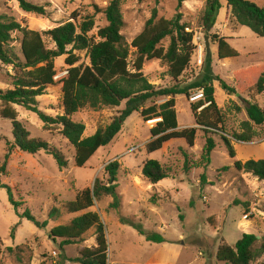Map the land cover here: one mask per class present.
<instances>
[{
    "label": "rangeland",
    "instance_id": "rangeland-1",
    "mask_svg": "<svg viewBox=\"0 0 264 264\" xmlns=\"http://www.w3.org/2000/svg\"><path fill=\"white\" fill-rule=\"evenodd\" d=\"M25 1L42 7L45 14L26 13L16 0H0V17L11 18L28 29L44 32L73 21V14H76L77 21L88 16L94 22L89 36L97 41V31L107 25L103 10L111 0ZM246 1L264 7V0ZM205 3L206 0H123L120 34L129 46L153 10L158 18L164 19L180 14L181 23L194 32L196 47L183 76L185 83H189L199 74L205 54L201 26ZM220 3L222 7L210 34L233 35L238 39L233 43L238 57L221 66L223 62L217 59L216 45L210 41L209 49L214 73L232 86L233 82L228 78L232 72L257 71L263 66L264 39L246 27L235 25L225 1L220 0ZM19 39L18 33L12 34L10 45L16 53L19 52ZM44 40L52 49L49 39ZM167 43L166 40L164 45ZM133 51L129 48L130 54ZM72 54L80 58L79 63H88L85 52L72 51ZM65 58L55 60L56 78L66 74ZM130 59H134V55ZM142 73L155 87L165 88L173 84L166 65L160 61L145 63ZM11 75V69L0 64V90L12 88ZM214 88L227 134L240 133L241 123L247 121L244 100L257 104L264 111V91L258 96L247 94L241 97L239 94L227 96L217 83ZM193 93L187 99L183 96L175 98L178 130L194 126L190 110V104L195 103L190 101ZM61 96L59 85L48 87L38 98V109L53 118L61 115ZM162 102V99L156 101L157 104ZM123 108L124 104L118 108L86 107L72 120L84 125L83 138H86L98 128L107 126ZM14 109L29 136L60 151L68 165L65 169H58L54 160L42 151L29 155L10 149L13 143L11 124L0 118V264H78L72 260L78 257L80 250L95 246L94 228L83 236L81 242L63 248L59 247V239L54 242L49 238L50 231L79 216L66 214L64 206L73 202L78 192L91 188L96 179L105 183L104 167L113 161L120 166L117 175L119 208L109 209L111 199L105 197L90 210L98 214L104 226L107 264H224L215 259L217 248L222 244L234 246L243 234L256 236L258 239L253 249L260 248L264 236V182L237 171L233 162L264 160V125L254 128L250 143H238L228 137L235 152L233 160L221 140V133L207 135L214 140L215 149L210 162L206 163L202 159L206 136L201 131H197L192 148L183 140H172L160 151L147 153L144 146L150 140L149 129L155 121L145 123L139 113H133L107 146L98 149L84 167L77 168L73 165L74 149L59 135V128L45 129L33 113L19 107ZM132 148L135 150L131 153ZM149 160L157 161L169 177L156 185L149 184L141 174L143 163ZM12 202L18 205L17 208ZM52 211L55 212L50 215ZM25 212L35 222L22 217ZM121 221L138 223L145 233L159 234L164 242H146L133 227ZM36 223L45 226L38 227ZM7 248L13 249V253H8ZM251 264H264V254Z\"/></svg>",
    "mask_w": 264,
    "mask_h": 264
},
{
    "label": "trees",
    "instance_id": "trees-1",
    "mask_svg": "<svg viewBox=\"0 0 264 264\" xmlns=\"http://www.w3.org/2000/svg\"><path fill=\"white\" fill-rule=\"evenodd\" d=\"M16 1L19 8L26 13L45 14L42 7L25 0ZM122 1L111 0L103 10L107 25L97 31V41L95 37L89 36L94 22L88 16L77 21L76 14H73V21L44 32L28 29L11 18L0 17V64L12 71V88L0 90V118L9 121L12 128L13 143L10 149H17L29 155L42 151L54 160L58 169H65L68 165L60 151L45 141L29 136L18 121L14 107H19L36 115L45 129L59 128V135L74 149L73 165L77 168L84 167L98 149L107 146L120 133L124 122L133 113H139L145 123L155 121L154 126L149 129L150 140L144 146L147 153L160 151L164 144L172 140H183L192 148L197 131H201L206 136L202 155L206 163L210 162V155L215 149L214 140L207 135L218 133L222 134L221 140L233 160L235 152L228 137L238 143H250L254 137V128L264 125V111L257 104L244 100L247 121L241 123L240 133L227 134L224 116L215 101L214 83H217L219 89L227 96H258L264 91V64L257 71L248 69L233 74V85L229 86L213 74L211 55L205 53L199 74L189 83H185L183 76L189 68L196 47L193 44L194 32L181 23V15L176 13L170 19L158 18L153 10L142 31L128 46L120 34L123 27ZM224 1L235 25L246 27L255 36L264 39V7L246 0ZM221 7L220 0H206L201 19L203 34L208 38V42L216 45L218 60L236 58L238 52L228 45V39L210 34ZM14 33L20 35L18 53L10 45ZM44 38H48L53 44L52 49L47 47ZM166 40L168 43L165 46ZM129 48L134 50L133 53H129ZM72 51L85 52L88 63H79L80 58L73 55ZM131 55H134V59H130ZM62 56H66V74L56 78L55 60ZM154 60L166 65L172 86L158 88L147 81L142 68L145 63ZM58 85L62 95V113L53 118L38 109V98L45 94L48 87ZM196 91L202 92V99L190 104L194 126L178 130L175 98L183 96L187 99ZM159 99L163 102L157 104ZM122 104L124 108L107 126L98 128L93 135L86 138H83L84 125L72 120L76 113L86 107L118 108ZM9 152L8 150V154ZM233 167L264 182V160H248L245 163L235 160ZM119 168L117 161L108 163L104 167L107 178L105 183L96 179L91 188L78 192L74 201L64 206L66 214L79 216L50 231L49 238L54 242L59 239V247L63 248L81 242L83 236L94 228L95 246L80 250L78 257L72 260L75 263L107 264L108 246L104 226L98 214L90 210L96 202L105 197L111 199L109 209L119 208ZM141 174L151 185L169 177L166 170L153 160L143 163ZM7 191L12 201L8 188ZM13 205L15 208L18 206L16 203ZM22 217L35 222L27 212ZM121 222L133 227L146 242H164L159 234L145 233L138 223ZM36 225L45 226L39 223ZM256 242V236L243 234L234 246L220 245L216 250L215 259L224 264H251L264 254V236L257 251L253 249ZM6 251L13 253L11 248Z\"/></svg>",
    "mask_w": 264,
    "mask_h": 264
},
{
    "label": "crops",
    "instance_id": "crops-1",
    "mask_svg": "<svg viewBox=\"0 0 264 264\" xmlns=\"http://www.w3.org/2000/svg\"><path fill=\"white\" fill-rule=\"evenodd\" d=\"M219 37H220V38L223 37V38L228 39V40H227V43H228V45H229L231 48H233V49H234V47H233V43H234L235 41L238 40V39H236L233 35H224V34H221ZM234 50H235V49H234ZM222 62H223V63H221V66L226 65V63L229 62V59L222 60ZM212 71H213V73L215 72L213 68H212ZM234 73H235V72H232L231 75L228 76V78H229L232 82H233V74H234ZM214 74H215V73H214ZM215 75H216V74H215ZM216 76H218V77L220 78L219 75H216ZM220 79H221V78H220ZM221 80H222V79H221ZM222 81H223V80H222ZM232 85H233V84H232Z\"/></svg>",
    "mask_w": 264,
    "mask_h": 264
},
{
    "label": "built area",
    "instance_id": "built-area-1",
    "mask_svg": "<svg viewBox=\"0 0 264 264\" xmlns=\"http://www.w3.org/2000/svg\"><path fill=\"white\" fill-rule=\"evenodd\" d=\"M202 99V92L201 91H196L193 93L192 97L190 98L191 102H196L198 100ZM135 150V148H132L130 152L132 153Z\"/></svg>",
    "mask_w": 264,
    "mask_h": 264
},
{
    "label": "water",
    "instance_id": "water-1",
    "mask_svg": "<svg viewBox=\"0 0 264 264\" xmlns=\"http://www.w3.org/2000/svg\"><path fill=\"white\" fill-rule=\"evenodd\" d=\"M204 49H205V53L206 54H210V49H209V42H208V38L204 37ZM235 96H239L238 94H236ZM196 127V126H195ZM258 239V238H257Z\"/></svg>",
    "mask_w": 264,
    "mask_h": 264
}]
</instances>
